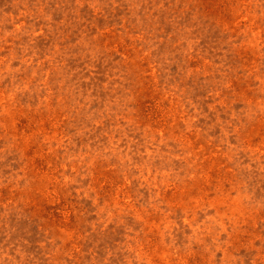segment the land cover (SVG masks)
I'll use <instances>...</instances> for the list:
<instances>
[{"label":"rangeland","instance_id":"1","mask_svg":"<svg viewBox=\"0 0 264 264\" xmlns=\"http://www.w3.org/2000/svg\"><path fill=\"white\" fill-rule=\"evenodd\" d=\"M0 264H264V0H0Z\"/></svg>","mask_w":264,"mask_h":264}]
</instances>
